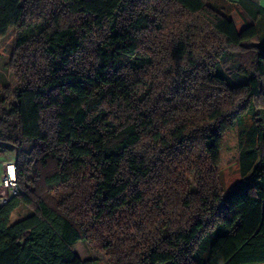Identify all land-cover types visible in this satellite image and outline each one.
<instances>
[{"label": "trees", "instance_id": "obj_1", "mask_svg": "<svg viewBox=\"0 0 264 264\" xmlns=\"http://www.w3.org/2000/svg\"><path fill=\"white\" fill-rule=\"evenodd\" d=\"M225 1L241 30L207 0H0L21 84L0 91L19 189L0 264H91L78 242L113 264H264V7ZM230 145L244 184L225 195Z\"/></svg>", "mask_w": 264, "mask_h": 264}, {"label": "rangeland", "instance_id": "obj_2", "mask_svg": "<svg viewBox=\"0 0 264 264\" xmlns=\"http://www.w3.org/2000/svg\"><path fill=\"white\" fill-rule=\"evenodd\" d=\"M207 2L221 10L234 22L237 30H241L244 25L241 21L237 9L225 0H207ZM259 4L264 7V0H258ZM14 41L15 29L10 28L6 34L0 38V91L3 89L13 91L19 89L21 86L18 78L15 76L13 70L14 65L18 62L14 59ZM238 75L232 70V82L236 83ZM258 110V109H257ZM259 116L244 118L243 126L240 128L241 141L246 146L250 137L256 132L257 122ZM3 145V144H0ZM7 161H14V153L12 149H6L0 146V176L2 171V164ZM218 179L223 192L228 194L233 188L243 185L244 178L239 171V153L234 145H230V149L221 154V161L217 166ZM192 182V179H189ZM23 216L22 211H16L11 216V222H14ZM75 254L82 261H89L91 264H113L111 259L102 252L94 249L89 243L78 242L74 248Z\"/></svg>", "mask_w": 264, "mask_h": 264}, {"label": "built area", "instance_id": "obj_3", "mask_svg": "<svg viewBox=\"0 0 264 264\" xmlns=\"http://www.w3.org/2000/svg\"><path fill=\"white\" fill-rule=\"evenodd\" d=\"M18 194L16 166L13 161H7L2 164L0 176V207L4 206L12 197Z\"/></svg>", "mask_w": 264, "mask_h": 264}, {"label": "crops", "instance_id": "obj_4", "mask_svg": "<svg viewBox=\"0 0 264 264\" xmlns=\"http://www.w3.org/2000/svg\"><path fill=\"white\" fill-rule=\"evenodd\" d=\"M262 183H264V179H262Z\"/></svg>", "mask_w": 264, "mask_h": 264}]
</instances>
